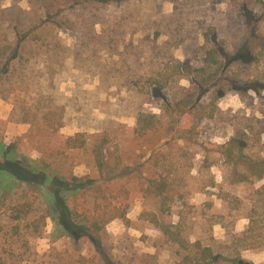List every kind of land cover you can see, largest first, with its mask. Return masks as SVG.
Returning <instances> with one entry per match:
<instances>
[{
    "label": "rangeland",
    "instance_id": "1",
    "mask_svg": "<svg viewBox=\"0 0 264 264\" xmlns=\"http://www.w3.org/2000/svg\"><path fill=\"white\" fill-rule=\"evenodd\" d=\"M15 1L0 0V8ZM46 1L50 7L67 5L66 0ZM226 1L129 0L111 8L100 19L108 24L118 22L114 23L118 31L128 30L124 38L115 39L117 51H100L93 56L86 52L78 68L71 75L63 73L57 85L66 111L59 134L93 133V126H98L109 134L110 150L123 153L131 166L132 160L139 162L147 146L157 140L156 135L131 139L124 134L134 124L138 110L159 112L162 97L150 95L147 72L158 62L164 64V79L170 80L162 94L171 101L191 87L186 77L175 81L180 67L187 66L194 82H200L202 72L196 69L205 59L203 50L198 51L200 46L206 37L220 44L223 53L219 60L204 68V75L215 81L200 93L201 105L195 115L201 122L195 123L187 139L163 149L166 155L160 169L171 174L166 203L161 206L150 197L133 198L127 212L129 222L115 219L101 232H89L93 241L73 225L61 206L54 204L53 212L73 239L62 235L46 217L44 197L37 195L22 219H16L11 207H0V263L88 264V259L99 253L108 264H179L184 251L161 235L151 221L155 216L161 224L174 225L176 228L170 230L179 233V240H199L229 259L240 256L251 264H264V202L253 193L263 181L256 182L253 191L248 185L229 184L219 154L221 145L238 136L246 140L252 153L264 158V0L263 20L254 27V34L262 39L253 37L247 54V21L229 17ZM17 3L28 6L27 0ZM62 38L71 44L68 36ZM236 51L245 59H235ZM11 111V100L0 99V143L17 144L20 151L38 158L23 138L29 125L11 121ZM68 156L63 165L70 166L73 174L88 172L87 152L73 151ZM251 207L250 224L247 214ZM250 225L251 234L242 235Z\"/></svg>",
    "mask_w": 264,
    "mask_h": 264
},
{
    "label": "trees",
    "instance_id": "2",
    "mask_svg": "<svg viewBox=\"0 0 264 264\" xmlns=\"http://www.w3.org/2000/svg\"><path fill=\"white\" fill-rule=\"evenodd\" d=\"M18 1L21 0L0 8V99L11 100V121L29 125L23 138L31 144L29 149L39 156L32 158L20 151L17 144L0 143V207H11L16 219H22L38 196L44 197L46 217L52 219L62 235L73 239V234L53 212L54 204L61 206L73 225L91 240L89 232H101L115 219L128 223L127 212L133 198L150 197L161 206L165 204L171 174L160 169L166 155L163 149L187 139L201 122L195 115L201 105L200 93L215 81L214 77L204 75V68L219 60L223 53L220 44L206 37L204 45L200 46L198 51L203 50L205 55L203 66L196 69L202 72L200 82H194L187 66L180 67L181 74L175 81L186 77L191 87L171 101L162 94L170 80L164 79V64L158 62L147 72L150 95L162 97L159 112L138 110L134 124L127 127L124 134L131 139L156 135L157 140L147 146L139 162L132 160L130 166L123 153L110 150L109 134L98 126H93L96 128L93 133L81 131L66 137L59 134L66 111L62 96L56 91L61 75H71L86 52L90 51L93 56L100 51H117L115 39L124 38L128 30L118 31L114 24L118 22L108 24L100 18L105 11L129 0H66L67 5L62 8L50 7L46 0H27L28 6L23 8L17 5ZM262 3V0L226 1L229 17L247 21L245 44L249 49L246 48L245 54L253 46V37L262 39L254 34L255 24L263 20L260 17ZM134 27L136 29L137 25ZM62 35L68 36L71 44L65 43ZM242 55L236 51L233 57L245 59ZM158 143L161 144L153 150ZM150 147L152 152L148 155ZM80 150L89 154L90 161L88 172L76 176L70 166L63 163L70 152ZM219 154L224 160L225 179L229 184L248 185L253 191L255 183L263 181L253 193L264 202V158L252 153L246 140L238 136L221 145ZM253 211L251 207L247 214L250 224ZM151 221L161 235L168 236L184 251L179 264H251L240 256L229 259L216 254L199 240H179V233L170 230L176 228L174 225L161 224L155 216ZM252 231L250 225L242 235ZM246 248L244 245L243 249ZM88 264L108 262L97 253L88 259Z\"/></svg>",
    "mask_w": 264,
    "mask_h": 264
}]
</instances>
